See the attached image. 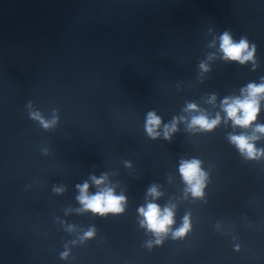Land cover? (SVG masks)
I'll use <instances>...</instances> for the list:
<instances>
[{"label": "water", "instance_id": "obj_1", "mask_svg": "<svg viewBox=\"0 0 264 264\" xmlns=\"http://www.w3.org/2000/svg\"><path fill=\"white\" fill-rule=\"evenodd\" d=\"M225 31L255 45L254 62L222 59ZM261 77L264 0H0V264H264V156L228 139L244 130H145L149 112L169 123L189 102L214 117ZM193 157L208 173L199 198L178 172ZM102 173L125 210L77 212L76 185ZM152 184L176 205L173 229L189 216L183 237L156 244L141 226Z\"/></svg>", "mask_w": 264, "mask_h": 264}, {"label": "clouds", "instance_id": "obj_2", "mask_svg": "<svg viewBox=\"0 0 264 264\" xmlns=\"http://www.w3.org/2000/svg\"><path fill=\"white\" fill-rule=\"evenodd\" d=\"M218 40V51L222 54V59L237 61L240 64L255 61V45H250L246 37H241L237 41L230 32L225 31L218 37ZM212 58L213 56H209V59ZM200 68L204 72L209 70V66L205 62L200 64ZM216 100V95L212 94L207 103L215 106ZM262 101H264V77H261L259 83L253 81L242 87L239 95L224 97L219 104L220 111L214 117L206 110L199 108L195 102H189L184 111L190 116L174 117L169 123H163L162 118L155 111L149 112L146 116L145 130L153 139L161 135L165 139H170L171 135L177 131V123L180 121L186 122L187 128L192 131H211L222 120L225 124L230 121L233 129L239 127L244 131L229 133V142L235 145L245 158H260L264 156V148H258L256 141L264 138V123L254 124L253 122L258 119ZM51 123H55V121L53 120ZM44 126L49 127L50 123L44 122ZM178 172L185 184V194L190 193L194 198L203 197L208 173L202 167V161L195 157L182 158L179 161ZM90 185L95 186L94 192L90 191ZM76 188L78 190L76 199L81 205L76 209L77 212L91 211L103 216L108 213H122L125 210L127 197L122 192L119 194L116 192L115 186L109 180L108 173H102L100 176L92 175L89 180L77 184ZM54 190L64 191L63 188ZM162 195L160 186L152 184L147 190L146 203L137 209L141 217V226L154 234L157 238L154 241L156 244L161 243V238L168 233H171L173 238L183 237L191 227L189 216L186 215L180 227L172 228L175 223L176 205L169 203L161 206L158 204L156 201ZM69 230H72V226L69 227ZM94 234L95 229L93 228L85 232L82 238L91 237ZM149 246H151V242ZM66 256L67 252L62 253V257Z\"/></svg>", "mask_w": 264, "mask_h": 264}]
</instances>
